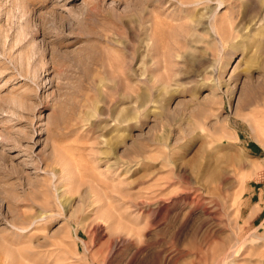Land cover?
<instances>
[{"label":"rangeland","instance_id":"374dc122","mask_svg":"<svg viewBox=\"0 0 264 264\" xmlns=\"http://www.w3.org/2000/svg\"><path fill=\"white\" fill-rule=\"evenodd\" d=\"M261 121L264 0H0V264H264Z\"/></svg>","mask_w":264,"mask_h":264},{"label":"bare ground","instance_id":"6f19581e","mask_svg":"<svg viewBox=\"0 0 264 264\" xmlns=\"http://www.w3.org/2000/svg\"><path fill=\"white\" fill-rule=\"evenodd\" d=\"M259 122V121H258ZM257 122V123H258ZM262 122V121H261ZM261 122L259 123V126L261 127V129H263V131H264V125H263V127L261 126L262 124H264V121L262 122V124H261ZM261 124V125H260Z\"/></svg>","mask_w":264,"mask_h":264}]
</instances>
